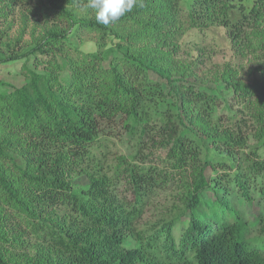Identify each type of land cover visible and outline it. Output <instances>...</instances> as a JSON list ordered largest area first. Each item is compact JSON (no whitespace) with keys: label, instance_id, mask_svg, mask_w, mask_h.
I'll return each mask as SVG.
<instances>
[{"label":"trees","instance_id":"obj_1","mask_svg":"<svg viewBox=\"0 0 264 264\" xmlns=\"http://www.w3.org/2000/svg\"><path fill=\"white\" fill-rule=\"evenodd\" d=\"M20 2L45 32L11 53ZM244 2L137 0L104 26L88 0H0V63L27 58L0 92V264H264V0ZM212 26L254 79L181 59L185 28Z\"/></svg>","mask_w":264,"mask_h":264},{"label":"rangeland","instance_id":"obj_2","mask_svg":"<svg viewBox=\"0 0 264 264\" xmlns=\"http://www.w3.org/2000/svg\"><path fill=\"white\" fill-rule=\"evenodd\" d=\"M245 8L247 11L253 6V0H245ZM18 8L21 10L16 11L14 19L11 23L4 24L3 28L8 34L7 39H10L12 49L11 53H25L33 43L42 38L43 28L45 26H37L35 21L42 25V21H37L34 18L22 12L24 6L22 2L19 3ZM74 12L81 16H91L87 9H74ZM26 15L29 18L23 16ZM233 20L239 19V13L236 11L232 15ZM185 37L181 40V59L184 62L192 60H199V56H203V75L207 83L213 82L215 76H219L227 65L234 66L239 70V76L242 80H252L255 75H249V69L241 57H237L232 49L230 40L226 35L225 28L219 26H212L209 28H185ZM82 38L74 40L73 43L80 49L82 44L91 45L94 51L99 49V40L95 33L83 32ZM110 44V43H109ZM93 52V51H92ZM76 54V52H75ZM11 56L7 52L6 56ZM14 55V54H12ZM27 58L24 57L18 61H7L0 63V92H10L15 87H21L25 83V77L22 75L23 67ZM156 77V75H153ZM157 78V77H156ZM210 80V81H209ZM112 142V143H111ZM110 142L108 149V161L113 163L117 156L127 155L128 157L134 156L136 153V145L134 138H128L124 141L114 139ZM148 153L149 150H146ZM113 154V155H112ZM159 154V153H158ZM169 201L166 203H157L156 212H163L169 208Z\"/></svg>","mask_w":264,"mask_h":264},{"label":"clouds","instance_id":"obj_3","mask_svg":"<svg viewBox=\"0 0 264 264\" xmlns=\"http://www.w3.org/2000/svg\"><path fill=\"white\" fill-rule=\"evenodd\" d=\"M136 2L137 0H88L87 8L95 12V19L98 24L108 26L131 11ZM80 51L89 54L94 49L91 45L82 44Z\"/></svg>","mask_w":264,"mask_h":264}]
</instances>
